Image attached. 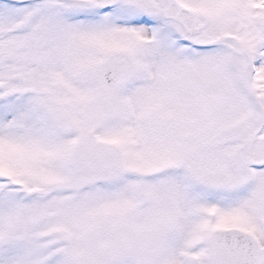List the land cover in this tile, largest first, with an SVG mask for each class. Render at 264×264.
Listing matches in <instances>:
<instances>
[{
  "label": "snow or ice",
  "instance_id": "obj_1",
  "mask_svg": "<svg viewBox=\"0 0 264 264\" xmlns=\"http://www.w3.org/2000/svg\"><path fill=\"white\" fill-rule=\"evenodd\" d=\"M0 264H264V0H0Z\"/></svg>",
  "mask_w": 264,
  "mask_h": 264
}]
</instances>
